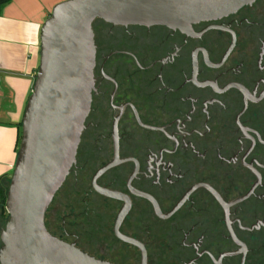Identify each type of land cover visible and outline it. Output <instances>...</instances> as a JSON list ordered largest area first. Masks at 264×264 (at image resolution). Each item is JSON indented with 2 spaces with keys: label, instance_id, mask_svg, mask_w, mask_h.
<instances>
[{
  "label": "flooded vegetation",
  "instance_id": "af4514ba",
  "mask_svg": "<svg viewBox=\"0 0 264 264\" xmlns=\"http://www.w3.org/2000/svg\"><path fill=\"white\" fill-rule=\"evenodd\" d=\"M92 32L90 112L47 231L140 264L114 232L127 205L117 231L145 264H264V0L188 31Z\"/></svg>",
  "mask_w": 264,
  "mask_h": 264
},
{
  "label": "water",
  "instance_id": "95a60500",
  "mask_svg": "<svg viewBox=\"0 0 264 264\" xmlns=\"http://www.w3.org/2000/svg\"><path fill=\"white\" fill-rule=\"evenodd\" d=\"M256 0H66L52 9L40 30L39 66L21 120V140L6 194L8 220L0 231V264H109L52 236L45 215L76 162L94 87L92 24L166 26L193 24L235 14ZM109 167V166H108ZM106 167V168H108ZM120 200L112 191L98 189ZM125 205L114 222L118 234Z\"/></svg>",
  "mask_w": 264,
  "mask_h": 264
},
{
  "label": "crops",
  "instance_id": "0c3cea01",
  "mask_svg": "<svg viewBox=\"0 0 264 264\" xmlns=\"http://www.w3.org/2000/svg\"><path fill=\"white\" fill-rule=\"evenodd\" d=\"M66 0H12L0 11V177L12 175L19 124L39 66L40 30Z\"/></svg>",
  "mask_w": 264,
  "mask_h": 264
},
{
  "label": "trees",
  "instance_id": "16d2710c",
  "mask_svg": "<svg viewBox=\"0 0 264 264\" xmlns=\"http://www.w3.org/2000/svg\"><path fill=\"white\" fill-rule=\"evenodd\" d=\"M11 1L12 0H0V11L5 5L9 4ZM18 126H19V135H18L17 143L19 145L21 140V131H20L21 123ZM8 180H9L8 177L5 176L0 177V221L2 219H8V215L6 214L5 211L6 194L8 190L7 182H9Z\"/></svg>",
  "mask_w": 264,
  "mask_h": 264
},
{
  "label": "rangeland",
  "instance_id": "374dc122",
  "mask_svg": "<svg viewBox=\"0 0 264 264\" xmlns=\"http://www.w3.org/2000/svg\"><path fill=\"white\" fill-rule=\"evenodd\" d=\"M20 131H21V129H20ZM11 177V176H10ZM10 177H9V179H10ZM9 181V180H8ZM8 183L9 182H7V186H8ZM60 197H61V195H60ZM60 197H59V199H60ZM54 199V198H53ZM56 199H58V196L56 197ZM55 199V200H56ZM55 200H53V203H51V205L48 207V210H47V212H46V215H45V224H46V226H47V228L48 229H52L53 227H52V218H53V216H52V210H54L55 208H57L56 206H58V205H56L55 203H56V201ZM59 208H60V210L64 213V212H66L65 211V208H63L62 206H59ZM7 220L8 219H2L1 221H0V227H1V229H0V231L1 230H3V228H4V226H5V224H6V222H7ZM1 245V244H0ZM97 254H101V252H98ZM106 254H108V256L110 257V258H113V255H114V252H108V253H106Z\"/></svg>",
  "mask_w": 264,
  "mask_h": 264
}]
</instances>
